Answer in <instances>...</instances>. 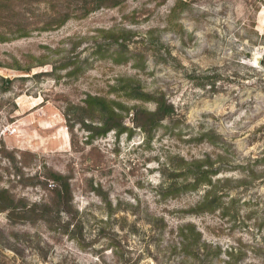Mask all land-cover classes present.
I'll list each match as a JSON object with an SVG mask.
<instances>
[{
	"label": "rangeland",
	"instance_id": "obj_1",
	"mask_svg": "<svg viewBox=\"0 0 264 264\" xmlns=\"http://www.w3.org/2000/svg\"><path fill=\"white\" fill-rule=\"evenodd\" d=\"M50 1L0 5V188L36 210L0 208V264H185L165 245L179 222L212 246L207 264H264V0H121L85 15ZM129 77L172 106L147 140L133 103L151 101H124L103 134L82 108ZM184 162L211 187L159 196ZM55 172L69 181L61 214ZM207 188L217 201L197 205Z\"/></svg>",
	"mask_w": 264,
	"mask_h": 264
},
{
	"label": "trees",
	"instance_id": "obj_2",
	"mask_svg": "<svg viewBox=\"0 0 264 264\" xmlns=\"http://www.w3.org/2000/svg\"><path fill=\"white\" fill-rule=\"evenodd\" d=\"M9 0H0V5H4ZM50 1V0H44ZM51 2V1H50ZM70 1H67L65 7L67 8ZM75 8L80 14L85 15L87 12L97 9L99 7H109L117 5L121 0H74ZM78 3V4H77ZM68 16V11L62 14L59 23L63 22ZM111 29H106V31ZM103 31V30H102ZM261 61H264V51ZM110 95L100 94H86L83 99V106L85 110H88L97 117L99 124L96 126L97 134H103L110 128L117 129L116 124L112 123L114 118L118 115V109L122 108L124 101L144 102L151 101L153 103L152 110L140 109L137 103H133V107H137L133 113L132 121L135 126L142 130L145 134V139L149 137L150 130L158 124V122L165 117H168L172 113V106L167 102L163 95L159 92H146L143 91L138 79L129 77L127 82L117 88H112L108 91ZM91 118V117H90ZM183 160V159H182ZM195 161V160H194ZM186 166L178 168L177 175L182 176V181L162 182L159 184L160 190L157 192L159 196H178L179 194L197 188L198 184H205L210 186L211 181L208 177L207 169H200L196 167L195 170L191 169L190 162H184ZM191 167V168H190ZM188 177L192 178V181H186ZM54 181L52 191L59 195L60 193V214L65 206L70 203V188L67 176L59 174L57 172L51 175ZM211 187V186H210ZM210 188L204 189V193L199 198L197 205L203 206L204 204L213 205L217 201V196L211 194ZM0 208L7 209L8 211H16L18 219L10 218L11 220H24L25 214L33 212L35 206L25 207L24 204H13V197L5 188H0ZM210 196V199H209ZM5 201V203L3 202ZM4 203V204H1ZM45 204V203H43ZM43 211L48 208V205H43ZM210 206V207H211ZM208 207V208H210ZM199 208V206H198ZM36 211V210H35ZM19 215V216H18ZM147 225L149 231L154 235H159L164 231L166 226L164 217L158 212L151 211L147 214ZM47 221L46 219H44ZM61 221V219H60ZM66 223V222H65ZM70 224V223H69ZM61 225V223H60ZM73 224L72 226H74ZM170 237L166 240V248L170 253H177L179 255V261L187 264H207L212 260L209 249L212 247L209 243L201 239L200 232L195 229L194 225L189 222H179L173 228L168 231ZM218 249L215 248V254ZM228 263L231 259V253H227Z\"/></svg>",
	"mask_w": 264,
	"mask_h": 264
},
{
	"label": "water",
	"instance_id": "obj_3",
	"mask_svg": "<svg viewBox=\"0 0 264 264\" xmlns=\"http://www.w3.org/2000/svg\"><path fill=\"white\" fill-rule=\"evenodd\" d=\"M258 58H259L258 56H255L254 61L256 62L258 60Z\"/></svg>",
	"mask_w": 264,
	"mask_h": 264
}]
</instances>
